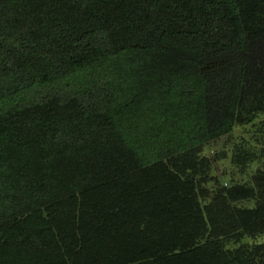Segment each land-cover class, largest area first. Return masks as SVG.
I'll return each instance as SVG.
<instances>
[{
  "label": "trees",
  "instance_id": "trees-1",
  "mask_svg": "<svg viewBox=\"0 0 264 264\" xmlns=\"http://www.w3.org/2000/svg\"><path fill=\"white\" fill-rule=\"evenodd\" d=\"M260 237L264 0H0V264H264Z\"/></svg>",
  "mask_w": 264,
  "mask_h": 264
},
{
  "label": "rangeland",
  "instance_id": "rangeland-1",
  "mask_svg": "<svg viewBox=\"0 0 264 264\" xmlns=\"http://www.w3.org/2000/svg\"><path fill=\"white\" fill-rule=\"evenodd\" d=\"M248 129H249L248 127L237 129L236 133L230 134L228 136L223 137L222 139L212 142L211 144L208 145L205 152L213 157L218 156L221 153H223L225 150H228L232 146V144L235 141H238L239 138L242 136L245 137L247 141H253V142L256 141V139L253 138L252 134L254 135V132H256L257 128L253 127L251 129L252 132H249ZM262 146H263L262 143L258 144V148H261ZM228 154L230 155L231 151H228L227 156ZM234 169L237 170L235 167L232 166L231 159L227 157V159H219V161H216L214 174H216L220 178L224 179L227 183H229L231 179L230 178L231 172L235 171ZM242 175L243 174H240L238 177L242 178L243 177ZM245 242L253 243V239L248 237L245 239ZM259 242L264 243V237H260Z\"/></svg>",
  "mask_w": 264,
  "mask_h": 264
},
{
  "label": "clouds",
  "instance_id": "clouds-1",
  "mask_svg": "<svg viewBox=\"0 0 264 264\" xmlns=\"http://www.w3.org/2000/svg\"><path fill=\"white\" fill-rule=\"evenodd\" d=\"M207 147H208V146H207ZM207 147H206V148H207ZM205 151H206V150H205ZM225 186H228V183H227V182L225 183Z\"/></svg>",
  "mask_w": 264,
  "mask_h": 264
}]
</instances>
